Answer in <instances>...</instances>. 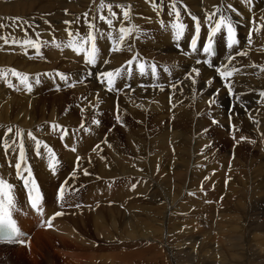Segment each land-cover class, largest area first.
<instances>
[{"label":"bare ground","instance_id":"obj_1","mask_svg":"<svg viewBox=\"0 0 264 264\" xmlns=\"http://www.w3.org/2000/svg\"><path fill=\"white\" fill-rule=\"evenodd\" d=\"M186 1L194 11L200 13H205L221 2L231 3L228 0ZM106 2L113 3V10L117 12L115 28L118 29L122 19L121 10L115 7V4L119 3L131 6L130 22L140 30L134 33V36L138 38H129L123 50L119 52L111 50L112 41L107 39V32L112 29L98 18L100 0H0V25H3L0 27V37H7L9 41L33 39L41 44L38 53L34 48H25L19 43L5 44L4 40L0 39V70L14 68L21 73H26L32 84V90L29 92L11 73H8L7 80L0 78V145L5 138L11 137L17 128L25 130L28 164L45 193L44 215L26 218L23 222L32 234L27 246L34 247L40 243L41 245L45 242L49 243L54 253L61 257L60 264H183L184 261H180L179 256L184 254L188 255L189 261L193 260V256L199 259L198 262L207 260L205 264H214L215 261L218 264H228V262L230 264V261H224L226 257L215 258L216 251L210 248L211 240H208L210 236L199 235L200 240L190 239V235L196 234L198 228L201 229L204 225L192 219L187 221L186 226H183L184 223L179 224L175 221L174 224L177 227L170 229V222L176 220L172 219L174 215L181 213V210H187L189 205L181 206L182 203L178 199L179 192L213 189L217 192L225 191L232 194L239 192L242 195L243 193L250 195L251 192L264 196V172L262 175L259 174L261 173L259 169L264 166L262 161L264 155L261 154L264 151V142L257 138V136L264 138L262 135L264 134V111L251 113L253 119L246 122L249 133L245 136L240 133L229 134L231 125L226 126L227 118L223 120L229 98L226 88L214 71L202 67L201 64L197 65L191 57L176 54L175 51L180 48V45L177 46L179 42L172 38L171 29L168 27L174 18L168 14L169 0H163V7L158 9L164 27L161 26V21H158L159 17L156 18V9L152 6L153 2H158L157 0H106ZM159 2L161 3V0ZM231 4L236 9L232 12L234 20L237 17L244 20L248 12H251L248 11L245 3ZM261 5L258 8V17L264 16V3ZM104 12L107 14V9ZM16 17H20L21 21L14 23L13 18ZM93 17H96V31L103 32L105 35L98 39L100 59L93 65L94 73L89 75L85 68L84 70L81 68V63L85 62L83 54L78 55L64 45L69 39V29L74 34L78 32L83 36L87 30L85 19L92 20ZM25 21L27 23H23ZM64 21H72V24L66 25ZM17 23L20 26H17ZM127 23L125 21L126 25ZM57 44L61 47H56ZM127 44L131 45V51L127 50ZM181 51H184V48ZM136 54L139 59L148 64L154 62L159 67L158 78H153L150 74L140 76L134 64L133 75L131 78L118 80L116 88L120 91L115 90V94L109 93L101 83H98L100 72L119 67ZM104 59L109 60V63H103ZM245 60L264 64V55L235 58L233 64L241 65ZM165 67L171 69V75L164 72ZM192 67L200 69L195 86L185 79V75L191 71ZM60 68H64L69 81L79 79L81 82L75 87L67 86L56 75V71ZM234 76L249 79L245 82H233V90H264V71H261L259 67L240 69ZM256 76L259 77L258 80L254 79ZM208 80L212 81L211 84ZM8 81L12 83V87H9ZM172 83L178 84L174 94L173 89L169 87ZM58 84L59 88H57ZM125 84L130 85V88L134 87L135 91L130 94L129 88L124 87ZM154 84L162 86L163 90L161 87H153ZM143 88L146 91H142ZM63 97L71 101V105L69 103L66 107ZM97 97L99 98L98 107L93 108L91 105L97 103ZM259 97V94L247 96L252 104H263L258 103ZM211 100L215 102L210 104ZM63 111H66L68 116H61ZM117 114L120 115L121 122L115 119ZM129 114L134 118L131 123L123 120L128 118ZM96 117L104 118L105 122L107 117L109 123L111 120L112 125L117 126L114 127L113 132H110L107 126L92 123ZM212 117H215L214 120L217 123L210 120ZM218 117H221V120H216ZM240 120H242L241 116ZM254 120L259 121V124L254 123ZM82 122L83 129L80 127ZM52 123L62 125L67 129L68 134L61 139L60 130L50 128ZM9 127L13 128V133L5 135ZM118 127L126 131L125 140L129 142L130 147L123 142L116 131ZM222 128H226L225 133L221 132ZM251 128L256 130L251 131ZM29 130L57 151L59 163L56 165L55 173L48 168L46 150L43 147L41 156L35 154L34 144L26 136ZM221 133L224 135L222 136ZM241 136L247 139L240 140ZM112 138L115 141L118 140L119 144L114 143ZM104 139L107 143L102 142ZM219 139H226L233 144V147L228 148L227 142L224 141L219 143ZM97 144L100 147L94 151ZM109 144L111 147L108 146ZM73 147L76 148L75 152L71 150ZM251 151L259 152V156L256 154L258 161L251 158ZM16 154L9 149L8 154L5 155L4 149L0 146V175L15 185V197L19 204L25 206L26 189L22 181H18L15 174H11L15 172ZM77 156L81 157L78 162L79 168L76 169V176L78 172L79 175L73 179L70 178L73 171L69 172V170L76 168ZM64 167L67 170L64 171ZM43 169H46L45 173ZM83 169H87L90 175H84ZM54 174L59 178L57 187L53 185ZM65 181H67L65 199L58 202V189ZM133 184L136 185L134 189ZM239 193L236 194L237 198ZM136 196H138L137 199H135ZM154 199L163 203V211L154 209L151 205ZM246 200L243 201L247 203ZM54 201L56 204L53 203ZM224 201H226L225 198ZM114 202L126 204V207L122 205H119L122 209L107 207L112 206ZM223 202L221 204H225ZM61 203L64 205L63 208L60 207ZM229 204L228 208H231ZM233 204L236 206L235 202ZM240 205L246 204L240 203ZM259 205L262 203L255 207ZM246 206L244 208H247ZM74 208L77 209L76 213ZM223 208H227L226 204ZM218 209L222 210V208ZM55 211H63L64 214L53 220L51 228L44 226L41 222ZM228 211H223L225 214L222 219L232 225V231L239 232L241 229L237 225L239 222L234 221L238 213L231 214L230 210L228 215ZM155 213L160 215L156 217ZM222 214L221 211L219 216ZM225 222L222 224L219 222L221 225L219 226L223 227L227 224ZM248 225L244 227L250 228ZM259 228H264V224H260ZM220 230L223 229L218 231ZM223 231L225 232L226 228ZM247 231L246 234L249 232ZM95 234L101 238L100 241L94 239ZM221 234L223 235L218 233L216 236ZM241 234L244 235L243 232ZM222 235L221 238H223ZM253 237L256 236H251ZM217 239L215 238V241ZM236 240L238 237L235 238ZM200 241H202L201 246L203 245L202 251L197 250ZM224 241L226 238L222 242ZM247 242L250 243L249 240ZM13 243L15 242L7 245ZM257 244L259 245H255L257 247L254 254L258 255L256 258L260 260L263 258L261 252L264 249L261 248V244H264V238L259 239ZM142 245H150L151 250L146 249L143 252L140 251V255H136L138 252L136 248L143 247ZM240 255H234V257L238 259ZM139 256L146 260H137L136 257ZM240 259H242L241 256ZM189 261L186 260V262ZM263 261L264 259L256 262L251 255L248 262L260 264Z\"/></svg>","mask_w":264,"mask_h":264},{"label":"snow or ice","instance_id":"obj_2","mask_svg":"<svg viewBox=\"0 0 264 264\" xmlns=\"http://www.w3.org/2000/svg\"><path fill=\"white\" fill-rule=\"evenodd\" d=\"M178 2H182V0H169L168 8H169V15L173 16V20L171 21L170 27L172 38L175 41H180L185 34V31L187 29V24H185L181 17V9L177 6ZM154 9L162 8L163 7V0H161V3L157 4L153 2L152 4ZM115 7L121 10L122 13V19L120 20L118 29L114 27V21L117 20V12L113 10L114 5L113 3H107L106 0H100V3L98 5V12H99V20L103 21L109 29H112L111 31L107 32V39L112 41V48L111 50L113 52H119L123 50V48L126 45V41L131 39H137V36H134V33L139 32V28L130 22V12H131V6L130 5H124V4H115ZM185 10H186V6ZM107 9V14H105L104 10ZM236 9L233 8L231 3H221L219 6H215L214 9L210 12L205 13V20L204 23L207 26V35H206V42L203 43L201 47H198V42L200 39V32H201V21L200 19L192 15L190 12L187 14L191 16V20L194 22L193 27V34L191 36L190 41V52H185V55H191V54H198L200 51L203 52V54L207 57L204 60L197 59L196 64L199 65L201 63L206 64L209 68H214V71L216 74H218L219 78H221L224 81V86L227 89L229 94L235 95L233 92L231 77L234 76L235 73L239 71V69L232 63V61L237 56H247L248 50L240 49L239 48V40L237 38V30L236 26L232 19V12H235ZM85 17H87V13L84 14ZM96 17H93L92 20L85 19V23L87 24V30L86 34L81 36L78 32L73 33L70 29L68 30V41L64 45L65 47L70 48L73 52L76 54H83V59L88 65H95L97 64L98 60L100 59L99 56V49L97 46L98 39L100 37H103L105 33L103 32H97L96 31V24H95ZM21 18L16 17L13 18V22H20ZM125 21H127V25L125 24ZM23 23H27L26 21ZM66 25L72 24V21H64ZM17 26H20L19 23H17ZM161 26L164 27V22L161 21ZM0 27H3V25H0ZM262 30H264V16H261L259 18V21H257L255 18H253L250 21V30L248 33L247 38V44L251 46L253 44V33L259 34ZM223 34L226 39V45L229 49L228 55L225 57V61H222L219 65H215L211 59V57L215 56V43L216 38L218 35ZM0 39L4 40L5 44L13 43V44H21L22 47L25 48H34L39 53V50L41 48V44L38 43L36 40L33 39H24L22 41H17L15 39H12L9 41L7 37H0ZM179 47V44H177ZM56 47L60 48L61 45L57 44ZM127 50L131 51V45L127 44ZM103 63L108 64L109 60L104 59ZM135 64V70L140 76L148 75L150 74L153 78H158V68L157 65L153 62L151 64H148L146 61L141 60L138 58V54L133 55L130 59L126 60L124 64H121L119 67H116L111 70L102 71L99 73L98 78L99 82L104 85L108 91H120V89L116 88V84L118 80H123L125 78H131L133 75V65ZM253 68L259 67L261 71H264V65H256V64H250L248 65ZM164 72L171 75V69L168 67L164 68ZM8 73H11L12 76L16 77L19 80V83L24 86V88L31 92L32 90V84L29 81V77L26 73H21L17 71L16 69H5L0 70V78H4L7 80ZM200 74V69L198 67H192L191 71L188 72L185 75V79L189 80L191 85L195 86L197 83V77ZM56 75L59 77L61 81H63L67 86L69 87H75L77 83H80L81 81L79 79H75L72 81H69V77L62 72H57ZM91 75V73H89ZM37 82H39L37 80ZM211 80H208V83L211 84ZM182 83V82H181ZM9 87H12V83L8 81ZM60 85H57V88H59ZM125 88H130V85L125 84ZM143 87V86H142ZM153 87H161V90H163L162 86L154 84ZM171 89H173V94L175 90L178 89V84L172 83L169 85ZM182 92V88L179 89ZM260 97L264 98V90H261L259 93ZM86 99V98H85ZM172 97H169V102L171 103ZM238 99V97H237ZM98 101L99 98L97 97V103L92 104L91 106L93 108L98 107ZM214 100L209 101V103H214ZM175 105H173L174 107ZM83 110V109H82ZM115 119L118 122H121V117L119 114L116 115ZM249 119H253V117L250 115ZM93 124L98 125L100 123L99 120L93 119ZM213 123H217V121H213ZM254 123L259 124V121H255ZM80 127L83 129L84 124L81 123ZM50 128L52 130H61L63 132V135L61 136V139H63L64 136L68 134L67 129L63 128L62 125H59L57 123H52L50 125ZM233 130L238 131L236 129L235 125H233ZM13 133V128L9 127L6 130V134ZM264 135V134H262ZM27 139L29 141H32L34 144V151L37 156H41V148L46 150L45 154L47 156L48 161V168L52 170L53 173L56 171V165L59 163L56 153L54 150L42 139L38 138L32 131H27L26 133ZM235 139V137H233ZM246 137L241 136L240 140H245ZM103 143H107V140L104 139L102 141ZM254 142V141H253ZM2 148L4 149L5 155L8 154L9 149L12 150V152L17 153L15 158V176L18 181L23 182V187L27 190V200L32 210L35 211L40 216L44 215V207H43V194L40 191L39 185L33 175L32 168L30 164H28L27 159V150L25 147V130L17 128L14 132V134L9 137L5 138L2 142ZM67 146V145H66ZM111 147V145H108ZM100 145L97 144L94 147V151L96 149H99ZM73 152L76 151V148L71 149ZM102 159L104 157H101ZM81 160L80 156L76 157L77 165L76 168L73 169V172L70 174V178L76 177V169L79 168V161ZM91 160L89 159V163ZM9 164L11 165V161H9ZM84 175H90L87 169H83ZM67 184V181L62 183L58 189V195H57V201L61 202L65 199V186ZM136 187L135 184L132 185V188L134 189ZM17 200L15 197V185L13 183H10L8 179L4 178L2 175H0V239L6 240L8 242H15L19 244H25L26 241L22 239L24 236V233L20 230V228L17 226V221L13 218L14 211H19V209L16 207ZM76 207H80V205H75ZM60 207L63 208V203L60 204ZM64 213L63 211H55L51 216H49L46 220H43L41 223L51 228L52 221L59 216H62Z\"/></svg>","mask_w":264,"mask_h":264},{"label":"rangeland","instance_id":"obj_3","mask_svg":"<svg viewBox=\"0 0 264 264\" xmlns=\"http://www.w3.org/2000/svg\"><path fill=\"white\" fill-rule=\"evenodd\" d=\"M26 1H28V0H26ZM182 1H185V0H182ZM198 1H202V0H198ZM228 1H230L231 3H236L237 4V2L235 1V0H228ZM222 3V2H221ZM220 3V4H221ZM224 3V2H223ZM157 4H159V3H157ZM220 4H218L217 6H219ZM226 4V3H225ZM177 6L178 7H180V9L182 10V5L180 4V2H178V4H177ZM159 9V8H158ZM158 9H156L155 10V15H156V18L157 17H159V19H158V21H161V18H160V13H159V11H158ZM211 9H214V7H212V8H210V9H208V11H206V12H209V11H212ZM161 12V11H160ZM205 12V13H206ZM44 15H46L45 13H44ZM231 15H232V13H231ZM205 16V15H204ZM33 20H36L35 18H32ZM2 30H5V29H2ZM154 30H155V27H154ZM59 71H62V73H65V71H64V69H61V70H59ZM153 89H155V88H153ZM154 93V92H153ZM64 98V97H63ZM65 99V98H64ZM65 101H66V107L68 106V104L70 103V105H71V101H69V100H66L65 99ZM64 105V106H65ZM108 111H109V109H108ZM110 113V112H109ZM67 115V113H66V111H63L62 113H61V116H66ZM68 116V115H67ZM108 116H110V114L108 115ZM128 118H126V119H123L124 121H129L128 123H131V120L132 121H134V118H132L131 117V115L129 114L128 116H127ZM106 118V122L104 121L105 119L103 118V119H99V117H96V119L97 120H102V121H100V124L102 125L103 124V126H107L108 127V129H109V131L110 132H113L114 131V127H116L117 125L115 124V125H112V123H111V120H110V123H109V121H107V120H109L107 117H105ZM226 117L224 116V119H225ZM129 119V120H128ZM215 119V117H212L210 120L212 121V120H214ZM216 120H217V118H216ZM122 121V120H121ZM114 122V121H113ZM106 123L108 124V125H106ZM158 124H160V125H164V123H159L158 122ZM228 128V127H227ZM66 129V128H65ZM222 130L223 131H221V132H224L225 133V130H226V128H222ZM116 131H118V133H119V135H120V137L123 139V142L125 143V144H128L129 145V142L128 141H126L125 140V135H126V131L125 130H121V129H119V127L117 128V130ZM93 133H94V131H92ZM95 133H97V131H95ZM224 133H221L222 134V136L224 135ZM230 133L231 134H233L232 133V131H230ZM60 134L61 135H63V132L60 130ZM65 137V136H64ZM63 137V138H64ZM112 140H113V138H112ZM227 142V145H228V148H231V147H233V144H231V143H229L226 139H219L218 140V142L219 143H221V142ZM113 142L114 143H117V144H119V141L118 140H113ZM128 147H130V145L128 146ZM130 149V148H129ZM65 150H67V149H65ZM131 150V149H130ZM132 151V150H131ZM250 154H251V158H255L254 160L255 161H258V159L256 158V154H257V156H259L260 154H259V152H253V151H251L250 152ZM261 154H263L264 155V151H262L261 152ZM262 161H264V159L262 160ZM60 165V164H59ZM6 168H7V166H6ZM264 168V166L262 167V168H260L259 169V171H261V173H259L260 175H262L263 174V169ZM73 169H74V167L72 168V169H70L69 170V172H72L73 171ZM257 169V168H256ZM64 171L65 170H67V168H65L64 167V169H63ZM43 172L45 173L46 172V169H43ZM68 172V173H69ZM67 173V174H68ZM12 175L13 174H15V172H13V173H11ZM78 175H79V172H78ZM77 175V176H78ZM76 176V177H77ZM75 177V178H76ZM74 178V179H75ZM58 180H59V178L58 177H56L55 176V174H54V180H53V185L54 186H56L57 187V183H58ZM208 193V194H207ZM219 193V194H218ZM226 193H229V194H226ZM239 192H236V193H231V192H225V191H222V192H217V191H214L213 189L211 190V189H206V190H191L190 192L188 191L187 193L186 192H179V196H180V198H178V197H176V198H178L179 200H180V203H182L181 204V206L182 207H184V206H186V205H188L187 206V210H181V213H179V214H176V215H174L173 216V218L172 219H176V220H173V221H171L170 222V229H175L177 226H176V224H174V223H179V224H185V225H183V226H186L188 223H187V221H189V220H192V219H194L195 221L194 222H197L198 224H202V225H204V226H202V228L201 229H199L198 228V230H197V232H195L196 234H192V235H190V239H195V240H200L199 239V235L200 236H205V235H207V237L208 236H210V237H208V240H211L210 241V248L211 249H213L214 250V252L216 251V253H215V258L216 259H218L219 257L218 256H220V258H225L224 259V261H230V264H248L249 262V260H250V256L252 255V259H254V260H256V262H258V261H260V260H263L264 259V251L263 252H261V254H263V258H261L260 260H258L256 257L258 256V255H255L254 253H255V251L254 250H256V247L257 246H255V245H259V244H257V243H259V239H262L263 240V238H264V228H259L260 227V224H264V208H260L259 206H257V207H259L260 209L258 210L255 206L257 205V204H259V202L260 201H263L264 200V196L263 195H260V194H253V193H251L250 192V195L252 194V195H255V196H253L252 197V195L250 196L249 195V193L248 194H244L243 193V195L241 194V193H239V195H237V196H239L238 198L236 197V194H238ZM218 194V195H217ZM226 194V195H225ZM198 195H200V197H197ZM212 195V196H211ZM230 197H229V196ZM235 196L233 199H232V197L233 196ZM242 195V196H241ZM247 195L249 198H250V200H249V198L246 196V198H245V196ZM257 195V196H256ZM260 195V196H259ZM226 196V197H225ZM240 196H241V200L243 201V200H246L247 198H248V200H246V202L247 203H245L244 201L242 202L241 200L239 201V198H240ZM262 196V197H261ZM137 197L138 196H136L135 197V199H137ZM184 197H185V199H184ZM189 197V198H188ZM194 197V198H193ZM242 197H244L243 199H242ZM200 198V199H199ZM224 198H225V200L228 202V204L229 203H231V204H229L230 205V207L231 208H228V204H227V202L226 201H224ZM230 199V200H228V199ZM261 198V199H260ZM144 200H146L145 198H143ZM204 199V200H203ZM218 199V200H217ZM220 199H221V201L223 202V203H225L226 204V206H227V208H225V209H227L226 211H232L231 212V214H235L236 215V213H238L236 216H235V223H237V222H239L237 225L239 226V229H240V231L239 232H234V231H232L231 230V227H232V225L228 222V221H226L225 219L223 220L222 218H223V215L225 214L224 212H226L225 211V209L223 208L224 206H225V204H221L222 202L220 201ZM194 201V203H193V201ZM196 200H197V202H196ZM203 200V201H202ZM199 201H201V202H199ZM212 201V202H211ZM236 203L235 205L236 206H234V202ZM237 201V202H236ZM156 202V203H155ZM196 202V203H195ZM215 202V203H214ZM221 202V203H220ZM53 203H55V201L53 202ZM198 203V204H197ZM239 203V204H238ZM240 203L241 204H246L245 206L247 207V208H244L245 206H242V205H240ZM56 204V203H55ZM111 204V203H110ZM201 204V205H200ZM98 205H100V203H98ZM119 205H122V206H124V207H126V204H119L118 202H114L113 203V205L112 206H107V207H117V208H119V209H122ZM153 207H154V209L155 210H157V209H160V212L161 211H163V208H162V206H163V203H161V202H157V199H154L153 200V204H151ZM184 205V206H183ZM194 205H195V207H194ZM197 205H199V207L197 206ZM212 205V206H211ZM219 205H221V207L218 206ZM249 205V206H248ZM64 206V205H63ZM233 206V207H232ZM238 206L240 207V208H238ZM241 206H242V208H241ZM65 207H67V206H65ZM207 209H206V208ZM212 208V209H211ZM214 208V209H213ZM218 208H222V210L221 209H218ZM235 208H236V210L238 211H236L235 210ZM252 210H251V209ZM188 209H189V211H188ZM235 210L234 211V213H233V210ZM243 209H244V212H243ZM245 209H246V211H245ZM74 213H76V211H77V209L76 208H74ZM251 210V211H250ZM78 211H81V210H78ZM85 211H87V210H85ZM184 211V212H183ZM220 211V212H219ZM221 211H222V216H219V215H221ZM224 211V212H223ZM229 211H228V215H230V213H229ZM218 212V213H217ZM242 212V213H241ZM249 212H251V213H249ZM217 213V214H216ZM220 213V214H219ZM249 213V214H248ZM256 213V215H254ZM246 214V215H245ZM247 214H248V216H247ZM253 216H252V215ZM71 215V214H70ZM156 217H157V215L159 216L160 215V213H155L154 214ZM214 215V216H213ZM218 215V216H217ZM226 215H227V213H226ZM237 216H239L238 217V220H237ZM258 216V218H256ZM216 217H217V220H216ZM242 217V218H241ZM260 217V218H259ZM245 218V219H244ZM215 219V220H214ZM222 219V220H221ZM240 219V220H239ZM257 219V220H256ZM176 221V222H175ZM215 221H217V222H215ZM225 222V223H227V224H225V225H223V227H220L221 225L220 224H222V222ZM237 221V222H236ZM242 221H244V223L243 224H241V222ZM213 222H214V224H213ZM219 222H220V224H219ZM258 222V223H257ZM217 223V224H216ZM234 223V224H235ZM246 223V224H245ZM216 224V225H215ZM233 224V225H234ZM240 224V225H239ZM249 224V225H248ZM212 225H214V226H212ZM220 225V226H219ZM230 227L229 229H228V226ZM241 225H242V227H241ZM244 225L245 226H247L248 225V227H250V228H245L244 227ZM253 225V226H252ZM254 225H256V227H254ZM219 226V227H218ZM259 226V227H258ZM191 227V226H190ZM214 229H213V228ZM218 229H217V228ZM259 229H258V228ZM226 228V231L224 232L223 230ZM243 228V229H242ZM255 229L256 230V232H255V230H253V229ZM206 231H205V230ZM215 229L217 230V231H215ZM219 229H223V230H220V231H223V232H220V231H218ZM246 229V230H245ZM252 229V230H251ZM212 230L215 232H213L212 233ZM229 230V231H228ZM232 231V235H231V231ZM249 230H251V231H254L253 233L251 232V231H248ZM260 230V231H259ZM261 230H263V231H261ZM201 231V232H200ZM209 231H211V232H209ZM246 231L248 232L247 234H246ZM227 232V233H226ZM228 232H229V234H228ZM244 233V235L243 234H241V233ZM173 233H176L175 231H173ZM208 233L210 234V235H208ZM219 233H223V238L225 239L226 238V241H224V242H222L224 239L223 238H221V235L218 237V236H216L217 234ZM257 233V234H256ZM260 233H262V234H260ZM202 234V235H201ZM212 234H213V237H215L217 240L215 241V238H213L212 237ZM216 234V235H215ZM224 234H225V236H224ZM247 235V236H246ZM198 236V237H197ZM228 236V237H227ZM239 236H243V237H239ZM251 236H256V237H253V238H251ZM238 237V240H236L235 241V238H237ZM261 237V238H260ZM229 240H228V239ZM242 238V239H241ZM247 238V239H246ZM249 238H251V239H249ZM94 239L95 240H97V241H100L101 240V238L99 237V236H97L96 234H95V236H94ZM219 239H223V240H220V241H218ZM253 239V240H252ZM257 241H256V240ZM234 242H233V241ZM244 240V241H243ZM250 241V243L249 242H247V241ZM246 241V242H245ZM201 242L202 241H200V243L199 242H197V244H198V246H197V250H201L202 251V246H201ZM225 242H227V243H225ZM236 242H239V243H237L236 244ZM257 242V243H256ZM206 243V242H205ZM222 243H224V244H222ZM247 243V244H246ZM252 243V244H251ZM227 244V245H226ZM235 244H236V246H235ZM239 245V246H238ZM59 245H57V247H58ZM143 247H140V248H136V252H137V254L136 255H140L139 254V252L141 251V252H143L144 250H151L150 248H151V246L150 245H142ZM227 248H226V247ZM234 246V247H233ZM238 246V247H237ZM249 246V247H248ZM252 246V247H251ZM231 247V248H230ZM255 249H254V248ZM228 248H230V249H228ZM233 248V249H232ZM241 248V249H240ZM261 248L262 249H264V244H261ZM141 249V250H140ZM234 249H235V251H234ZM244 249V250H243ZM252 249V250H251ZM240 250V251H239ZM242 250H243V252H242ZM218 251V252H217ZM234 251V252H233ZM238 252V253H237ZM239 252H241V253H239ZM246 252V253H245ZM253 252V253H252ZM92 253V252H91ZM90 253V254H91ZM220 253H222V254H220ZM236 253V254H235ZM238 254L240 255V254H242V255H240L241 256V258L242 259H240L239 260V258H240V256L238 257V259H236L235 257H234V255H237L238 256ZM243 254H244V256H243ZM226 255V256H225ZM228 255L230 256V257H228ZM33 256V257H32ZM36 256V257H35ZM217 256V257H216ZM248 258H247V257ZM34 257L36 258L35 260H34ZM181 257H183V258H181ZM188 255H180L179 256V260L180 261H184L183 262V264H205L204 262H206L207 260H204V261H202V262H198L199 261V259L197 260V259H195V258H193V256H192V259L194 260H188ZM228 257V258H227ZM244 257V258H243ZM246 257V258H245ZM181 258V259H180ZM187 261H189V262H186V260ZM136 259L137 260H144L145 258H140V256L139 257H136ZM226 259H228V260H226ZM231 259V260H230ZM235 259H236V261H235ZM248 259V260H247ZM134 260H135V258H134ZM146 260V259H145ZM192 261V262H191ZM214 261V260H213ZM238 261L240 262V263H238ZM241 261H243V263L241 262ZM61 263V257L60 256H57L56 255V253H54V250H53V248H51V246H50V244L49 243H47V242H45L44 244H42L41 245V243L40 244H37L36 246H34V247H29V246H25V247H20V246H18V245H16V244H9V245H7V244H1L0 245V264H60ZM211 264V263H210ZM214 264H218V263H216V261H215V263ZM228 264H229V262H228ZM249 264H253V263H249ZM255 264H257V263H255ZM260 264H264V261L263 262H261Z\"/></svg>","mask_w":264,"mask_h":264}]
</instances>
